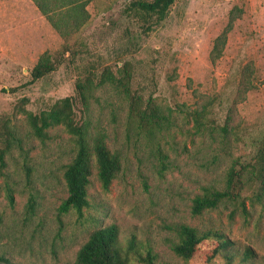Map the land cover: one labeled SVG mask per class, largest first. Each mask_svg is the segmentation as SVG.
<instances>
[{
	"label": "rangeland",
	"instance_id": "obj_1",
	"mask_svg": "<svg viewBox=\"0 0 264 264\" xmlns=\"http://www.w3.org/2000/svg\"><path fill=\"white\" fill-rule=\"evenodd\" d=\"M131 1L91 0L89 20L67 42L70 53L31 0H0V118L9 117L23 140L0 169V264H71L90 232L111 223L119 228L121 246H132L129 264H143L138 256L148 248L168 264H224L221 256L212 257L214 239L201 242L188 261L175 255L168 228L174 222L221 229L240 253L235 264H264V203L251 204L245 198L247 218L240 209L232 213L229 203L191 215V199L207 183L222 184L231 157L222 144L195 133L188 115L210 102L207 118L218 125L230 123L227 148L241 161L251 158L257 140L264 141V0H175L167 16L148 31L126 12ZM233 7L240 9V16L221 56L211 62L213 40ZM45 50L59 64L31 80L30 71ZM127 61L132 64V90L174 109L175 125L162 139L171 166L158 173L151 142L127 129L122 98L109 88L98 89L90 119L105 129L109 148L121 155L122 168L108 190L92 175L90 206L83 217L74 212L59 217L58 206L67 194L62 174L71 158L70 136L57 126L48 130L44 142L32 137L17 106L25 99L23 107L38 113L73 95L79 76L99 73L105 66L115 70ZM245 66L253 68L255 86L237 99ZM76 113L82 116L79 104ZM7 186L13 188L12 204ZM31 194L37 206L29 215ZM247 195L250 190L243 193ZM246 248L252 255L243 260Z\"/></svg>",
	"mask_w": 264,
	"mask_h": 264
},
{
	"label": "trees",
	"instance_id": "obj_2",
	"mask_svg": "<svg viewBox=\"0 0 264 264\" xmlns=\"http://www.w3.org/2000/svg\"><path fill=\"white\" fill-rule=\"evenodd\" d=\"M31 1L63 40L64 51L70 52L67 42L89 20L87 5L91 0ZM174 2L175 0H134L128 4L126 12L142 21L144 31H148L152 23H157L167 16ZM239 16L240 9L237 7L229 11L227 23L213 40L209 52L211 62H215L221 56L227 36ZM58 64L59 61L54 59L49 51H43L30 71L31 80L40 79L51 73ZM252 70L250 66L243 67L238 81L237 99L254 88ZM132 81V64L127 61L115 70L105 66L99 73L89 72L83 77L79 76L75 82L73 95L57 99L50 107L38 113L23 107L25 99L17 106V110L25 115L28 132L32 137L44 142L49 137L48 130L57 126L62 127L70 136L71 158L64 165L62 174L67 194L58 206L59 217L69 212H74L79 218L83 217L84 211L90 206L88 188L92 175L95 174L101 187L108 190L122 168L121 155L109 148L105 129L92 125L90 119L91 99L95 97L98 89L109 88L122 98L125 103L127 129H133L140 137L151 142L152 155L158 162V173H163L171 166L169 155L162 147V139L165 132L175 125L174 109L160 104L152 95L144 97L142 93L132 90ZM78 104L82 112L81 117H77L76 113ZM208 104L210 102L204 103L200 109L188 111L195 133L222 144L226 147L225 154L231 159L224 172L222 184L207 183L202 186L191 199L190 213L199 216L205 211L229 203L233 206L232 213L240 209L241 214L247 218L249 211L245 205V198H248L251 204L264 203V141H256L255 151L248 161L232 157L227 148L229 136L233 132L232 126L228 121L222 125L210 122L206 116ZM181 106L177 105L176 108L182 110ZM22 143L15 123L9 117H1L0 169L6 166V155L15 147L22 148ZM24 171L29 178L30 168L26 164ZM248 190L251 195L243 196ZM6 195L12 204L14 199L11 186L6 187ZM36 206L35 196L31 194L26 205L27 213L34 214ZM168 228L173 234L170 248L184 261H188L197 246L206 239H214L216 244L212 257L221 256L224 264H235L234 257L240 256V253L236 254L233 251L234 243L221 229L215 227L199 229L183 222H174ZM119 234L118 226L113 223L95 228L81 244L71 264H129V251L132 246L125 250L120 244ZM251 255V250L246 248L241 253V259H249ZM138 259L143 264H168L159 262L151 248L144 254H139Z\"/></svg>",
	"mask_w": 264,
	"mask_h": 264
}]
</instances>
